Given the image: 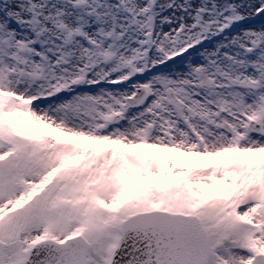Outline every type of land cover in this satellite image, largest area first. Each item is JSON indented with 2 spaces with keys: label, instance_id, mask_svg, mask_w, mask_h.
Masks as SVG:
<instances>
[{
  "label": "snow or ice",
  "instance_id": "snow-or-ice-1",
  "mask_svg": "<svg viewBox=\"0 0 264 264\" xmlns=\"http://www.w3.org/2000/svg\"><path fill=\"white\" fill-rule=\"evenodd\" d=\"M0 264H264V0H0Z\"/></svg>",
  "mask_w": 264,
  "mask_h": 264
}]
</instances>
